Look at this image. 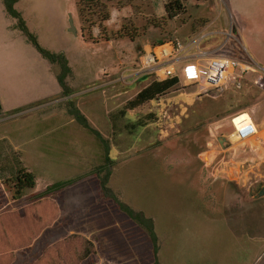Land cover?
<instances>
[{
  "label": "rangeland",
  "instance_id": "obj_1",
  "mask_svg": "<svg viewBox=\"0 0 264 264\" xmlns=\"http://www.w3.org/2000/svg\"><path fill=\"white\" fill-rule=\"evenodd\" d=\"M198 1L183 21L168 26L159 3L149 12L134 0H100L82 15L75 0H20L14 9L34 43L0 0V139L19 148L41 141L53 148L23 156L37 187L12 199L13 235L0 237V245L31 244L23 252L27 264H152L146 234L101 193L99 177L110 168L113 191L154 218L162 264L198 257L201 264H264V196L257 198L264 190V141H229L231 118L239 113L252 116L264 139V0L246 6ZM198 16L224 20V37L187 45L203 34L191 20ZM170 40L187 45V55L223 45L220 57L248 62L256 72L244 76L241 89L230 84L200 92L179 64L181 85L124 118L117 115L151 81L133 76L144 48ZM39 48L64 57L71 72L62 74L60 63ZM76 110L99 136L75 119ZM150 114L145 127L125 129ZM32 117L47 121L28 124ZM21 127L30 128L25 141ZM43 127L54 129L43 133ZM247 213L254 225H243ZM51 228L59 235L51 237Z\"/></svg>",
  "mask_w": 264,
  "mask_h": 264
},
{
  "label": "trees",
  "instance_id": "obj_2",
  "mask_svg": "<svg viewBox=\"0 0 264 264\" xmlns=\"http://www.w3.org/2000/svg\"><path fill=\"white\" fill-rule=\"evenodd\" d=\"M19 0H4L5 8L7 13L13 17L17 18L20 21L21 28L24 30L25 33H27L28 37L33 40L35 43V39L33 36L28 32V29L25 27L23 21L20 18V15L15 11L14 6ZM78 9L80 10V14H84L86 9H90L93 5L100 4V0H76ZM101 6V5H100ZM104 8V7H103ZM165 12L166 16L168 18H174L179 15L185 14V0H171L165 5ZM102 21L108 22L110 20V15L103 11ZM83 33V29H82ZM83 37H85L83 33ZM162 44V43H160ZM39 51L51 62H59L62 67V74L63 72L70 73L71 69L68 66V63L66 59L60 55L52 54L44 49L39 48ZM60 81L61 76H60ZM182 83V77L180 75H175L171 78L165 79V80H154L152 81L147 87L143 88L134 99L128 101L123 108L118 111L117 115L120 117H126L129 111H133L142 105L156 101L159 98H162L167 93L181 85ZM0 111H1V104H0ZM72 114L75 116V119L86 129L90 130L97 136L99 134L92 129H90L87 120L85 117L79 112L74 111ZM154 114L147 115L145 119H139L135 122H129L125 125V129L128 130L130 133H134L140 128L145 127L148 123L146 119L152 120ZM7 143V142H6ZM1 144V151H5V155H0V173L1 175L5 176L6 179L4 181V184L7 188L12 192L13 199L18 200L22 197L23 193L27 190H32L36 186V180L33 173L29 172L27 168L24 166L22 157L11 151L9 152V149L6 150L9 146L6 144V148L4 149L5 145L3 142H0ZM8 151V152H7ZM111 174L110 168L107 169V173L103 176L99 177L100 181V189L101 193L104 196L105 199L112 201L118 209L125 214L132 222H134L148 237L150 240V243L152 245V255H153V261L154 264H162L159 253H160V245H159V237L156 231V224L155 220L152 217L147 216L143 211L136 210L132 208L129 204L124 202L109 186V176ZM74 182H67V183H59L54 185L55 188L63 189L67 187L68 185L73 184ZM258 202L261 201V199L257 200ZM253 218V217H252ZM251 218V215L247 213L246 216L243 218V225L246 226V223L249 225L251 222L253 223V219ZM242 225V222H240ZM240 225V226H241ZM254 225V223H253Z\"/></svg>",
  "mask_w": 264,
  "mask_h": 264
},
{
  "label": "built area",
  "instance_id": "obj_3",
  "mask_svg": "<svg viewBox=\"0 0 264 264\" xmlns=\"http://www.w3.org/2000/svg\"><path fill=\"white\" fill-rule=\"evenodd\" d=\"M187 45L179 40H170L159 45L147 46L140 56L133 76L137 78L153 77L154 80H165L177 75V66L182 63ZM205 64L185 66V76L192 80L200 92L212 90L224 91L232 84L236 89L242 88L244 76L249 72H256L248 62L229 57H207L201 55ZM233 132L229 136L230 143H252L264 141L260 137L258 126L249 113H239L231 118Z\"/></svg>",
  "mask_w": 264,
  "mask_h": 264
},
{
  "label": "crops",
  "instance_id": "obj_4",
  "mask_svg": "<svg viewBox=\"0 0 264 264\" xmlns=\"http://www.w3.org/2000/svg\"><path fill=\"white\" fill-rule=\"evenodd\" d=\"M134 1L138 4V6H140V5L146 6L147 7V10L149 12H151V11L155 12L157 10V3H159L160 4V12H163V14L166 15L165 5L169 1H171V0H134ZM223 1L227 5H229L230 2L232 4H234V2L236 1L237 2L236 4H238V1H240L241 3L243 1L242 4L244 6H246V2H247V0H223ZM2 2H3L2 3V8H4L5 9V12H7L6 11V8H5L4 1L2 0ZM193 2H196L197 3L199 1L198 0H185V14L186 13L188 14V7ZM185 14L184 15H179L177 17H174L173 19L167 17V25L168 26L171 25L172 22H176V21H180V20L183 21ZM191 20L196 21V24H197V27L198 28H197V30H195V32H197L198 29H199V31L200 32H203V34H202V36L200 38H197V39L192 38L191 41H189L188 43H186L187 45L188 44H192L194 42L197 43L200 39L204 40L203 42H207V41H211V40L217 41L218 39H221L222 37H224V33H223L222 29H223V27L226 26V22L224 20H222L221 18L216 19V17H215L214 19H212V20L210 19L209 20L207 18H203V17H199L198 16V17L191 18ZM238 34H240V30H237L236 35L238 36ZM187 48H188V46H187ZM222 49H223V45L221 47H219L217 49H214V50H211L209 52H207V51L203 52L202 51V52H200V54L198 53L196 55L195 54H193V55H187L186 54L188 52V50H187L184 53L182 63H180V64L181 65L183 64L184 65L183 67H185V66H197L198 64H200L199 63L200 62L199 60H201L200 57H201L202 54H206L207 57H220V55L218 53ZM195 57H198V58H195ZM150 77L151 76H149V77H142L141 79H142V81H146V80L151 79V81H150V83H151L152 81H154V79H153V77L152 78H150ZM226 88H228V87H226ZM33 120H35L36 123H38V124H45V121H47L46 119H44V117L43 118H33L32 117L31 121L29 119H27L25 122L28 123L30 121L28 123V124H30ZM24 128L30 129L29 127H23V128L21 127L20 128V131H19L21 133L18 134V136L21 137L25 141L24 137H25L26 132H24L25 131ZM57 128H58L57 131H59L60 130L59 127H57ZM53 129H54V127H52V128H44L43 127V129H41V132L44 133L45 131H49V130H50L49 132H52ZM50 134L51 133H49L48 135H50ZM56 138H58V136H56ZM64 138H66V137L64 136ZM67 138H69V136ZM44 139H51V138L49 136L47 138H43V140ZM0 142H3L4 143V145H5L4 149L6 148V144H7V146H9L8 148H6V150L9 149V152L10 153H11V151H13V152L19 154L22 157L23 164H25V161H24L23 156L32 155V153L34 155H48V154L53 153V151H52L53 148L47 147V145L44 144L43 141L39 142L37 146H31V145L26 144L25 146H22L24 148H22V147L19 148L17 146H14L13 143L8 138H6V137H3L2 139H0ZM0 146H1V144H0ZM1 150L2 149L0 147V155H5L6 152L3 151L4 153H2ZM25 167L27 168L26 165H25ZM0 169H1V166H0ZM27 170L29 172H31V170H29L28 168H27ZM31 173H33V172H31ZM5 179H6V177L3 176V175H1V173H0V237L3 236L4 239H5V241H6V239H7L6 235H8V236H12L13 235V233H12V222H11V217H12V215H11L12 214L11 207H12V203H13L12 202L13 201L12 200L13 198H12L11 191L4 184ZM36 179L37 178L35 176V180ZM36 187H37V180H36V186L32 190H36ZM261 197H263V196H261ZM18 200H14V201L17 202ZM59 211L55 214V217L57 219H59V218L62 217ZM38 215L39 216H43L44 213L42 211H39L38 210ZM51 229L52 230H49L48 229L49 231L47 230L48 232L51 233L50 234L51 237L59 235L58 231H55V229H53V228H51ZM15 230H17V231H15V233L17 232L16 233L17 235L22 236V231L20 229H15ZM91 231H92V229H90L87 233H91ZM45 232L46 231L43 230L40 233H42L41 235H43V233H45ZM33 233L34 232H32V230H31V234H33ZM70 233L72 234V233H74V231H70ZM23 234H24L25 237L28 235L26 230L24 231ZM48 243H49V241L47 242V244ZM38 246H39V249H42L43 248L42 242L40 243V241H39ZM30 247H31V244L30 245L29 244H26V245H24V247L19 246V247H16L14 249L11 248V247H9V246H7L6 244L0 245V264H23V263L24 264L25 263L27 264V262H26L27 261V258L25 257V255H23V252H24V250L26 248H30ZM39 259L37 258L35 260V263H37V261ZM199 261H201V259H199V257H198L197 260L195 259V262H193V263L192 262H186V263L187 264H201ZM117 263L118 262H116V264ZM106 264H108V263H106ZM152 264H154V261L152 262ZM180 264H183V262H181Z\"/></svg>",
  "mask_w": 264,
  "mask_h": 264
},
{
  "label": "water",
  "instance_id": "obj_5",
  "mask_svg": "<svg viewBox=\"0 0 264 264\" xmlns=\"http://www.w3.org/2000/svg\"><path fill=\"white\" fill-rule=\"evenodd\" d=\"M71 26H72V29H71L72 32L76 33V30H75V28H74L72 22H71ZM220 142L223 144V143L227 142V139H225V138H220ZM261 196H264V190H263V191H260V192L258 193L257 198H259V197H261Z\"/></svg>",
  "mask_w": 264,
  "mask_h": 264
}]
</instances>
